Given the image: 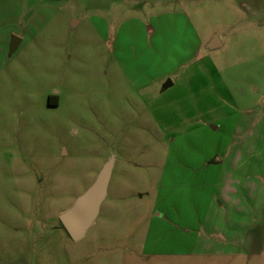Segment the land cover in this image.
I'll list each match as a JSON object with an SVG mask.
<instances>
[{"label": "rangeland", "instance_id": "rangeland-1", "mask_svg": "<svg viewBox=\"0 0 264 264\" xmlns=\"http://www.w3.org/2000/svg\"><path fill=\"white\" fill-rule=\"evenodd\" d=\"M249 16L263 19L264 0H0V264H264L203 251L200 229L203 161L237 125L256 147L242 158L264 159V121L251 132L264 39ZM214 35L222 46L206 47ZM110 157L75 241L59 214Z\"/></svg>", "mask_w": 264, "mask_h": 264}, {"label": "crops", "instance_id": "crops-1", "mask_svg": "<svg viewBox=\"0 0 264 264\" xmlns=\"http://www.w3.org/2000/svg\"><path fill=\"white\" fill-rule=\"evenodd\" d=\"M77 22L78 20L72 19L73 25ZM248 22L250 25L259 24L261 31L257 34L264 39V17L256 19L249 16ZM121 30L122 28L118 33ZM143 30L145 37L146 31L150 34L154 32L153 28L145 26ZM249 32V37H253L254 34ZM16 35L17 33H9L5 36L9 50L15 49L22 42V38ZM116 37L119 38L120 35L117 34ZM211 40L212 38L205 41L206 47H209ZM195 44L198 45L197 37ZM262 45L264 46V40ZM219 46H222V42L216 36V45L211 48ZM172 84L171 81L170 85ZM50 95H52L50 105H57L58 95ZM263 121L260 117L255 122L252 134H257ZM237 128L238 125L233 131L230 142L225 144L223 150L212 152L200 168L206 171H204L205 176L211 187L205 206L206 214L201 220L200 229H203L201 245L205 252L212 251L215 247V250L227 253L264 255V159L242 158L243 152H251L256 147L254 137H238L237 135L234 137ZM243 133L245 132L238 131L237 134ZM213 144L219 143L216 140Z\"/></svg>", "mask_w": 264, "mask_h": 264}, {"label": "water", "instance_id": "water-1", "mask_svg": "<svg viewBox=\"0 0 264 264\" xmlns=\"http://www.w3.org/2000/svg\"><path fill=\"white\" fill-rule=\"evenodd\" d=\"M215 45L216 36L212 38L209 47ZM170 84L171 81L168 80L164 86ZM112 165L113 157H110L103 164L91 185L59 214L62 226L73 240H80L94 223L107 194Z\"/></svg>", "mask_w": 264, "mask_h": 264}, {"label": "trees", "instance_id": "trees-1", "mask_svg": "<svg viewBox=\"0 0 264 264\" xmlns=\"http://www.w3.org/2000/svg\"><path fill=\"white\" fill-rule=\"evenodd\" d=\"M51 97H52V95H49V96H48V103H49V104H51Z\"/></svg>", "mask_w": 264, "mask_h": 264}]
</instances>
